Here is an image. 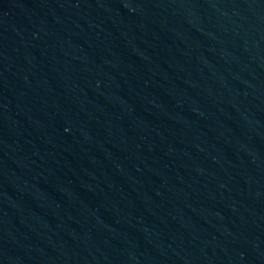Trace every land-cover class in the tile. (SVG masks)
I'll return each mask as SVG.
<instances>
[{"label": "water", "instance_id": "water-1", "mask_svg": "<svg viewBox=\"0 0 264 264\" xmlns=\"http://www.w3.org/2000/svg\"><path fill=\"white\" fill-rule=\"evenodd\" d=\"M0 264H264V0H0Z\"/></svg>", "mask_w": 264, "mask_h": 264}]
</instances>
